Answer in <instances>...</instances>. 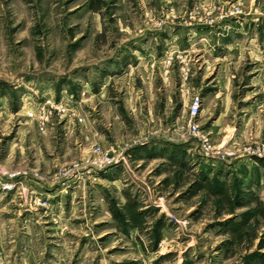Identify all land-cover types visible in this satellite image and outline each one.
<instances>
[{"label": "rangeland", "instance_id": "374dc122", "mask_svg": "<svg viewBox=\"0 0 264 264\" xmlns=\"http://www.w3.org/2000/svg\"><path fill=\"white\" fill-rule=\"evenodd\" d=\"M256 161L264 0H0V264H264Z\"/></svg>", "mask_w": 264, "mask_h": 264}, {"label": "built area", "instance_id": "2783aa9c", "mask_svg": "<svg viewBox=\"0 0 264 264\" xmlns=\"http://www.w3.org/2000/svg\"><path fill=\"white\" fill-rule=\"evenodd\" d=\"M200 106H201V102H200V100L198 98L191 103V105H190V113H191L192 117H194V116H196L198 114ZM196 127L197 126L195 125L194 128H196Z\"/></svg>", "mask_w": 264, "mask_h": 264}, {"label": "crops", "instance_id": "0c3cea01", "mask_svg": "<svg viewBox=\"0 0 264 264\" xmlns=\"http://www.w3.org/2000/svg\"><path fill=\"white\" fill-rule=\"evenodd\" d=\"M240 124H241V125H240V129H241V130H240V134H241V137H242V136H244V134L246 133V132H245L246 127H245V129H243V128H244V126H243V122H241ZM255 135H256V136H259V133L256 131V132H255ZM252 161H253V160H252ZM256 162H257V161H256ZM239 163H241V161H240ZM257 163H258V164L260 163V164H263V165H264V163H263V162H260V161H258ZM260 164H259V165H260ZM238 165H239V164H238Z\"/></svg>", "mask_w": 264, "mask_h": 264}]
</instances>
